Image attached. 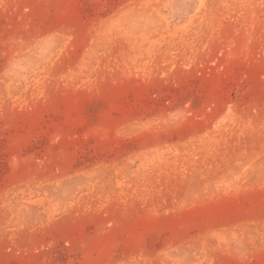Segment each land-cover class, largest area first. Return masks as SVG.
Returning a JSON list of instances; mask_svg holds the SVG:
<instances>
[{
    "label": "rangeland",
    "instance_id": "1",
    "mask_svg": "<svg viewBox=\"0 0 264 264\" xmlns=\"http://www.w3.org/2000/svg\"><path fill=\"white\" fill-rule=\"evenodd\" d=\"M0 264H264V0H0Z\"/></svg>",
    "mask_w": 264,
    "mask_h": 264
}]
</instances>
